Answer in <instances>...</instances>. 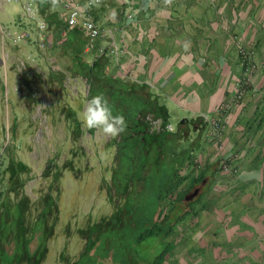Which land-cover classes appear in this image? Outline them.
<instances>
[{"label":"crops","instance_id":"1","mask_svg":"<svg viewBox=\"0 0 264 264\" xmlns=\"http://www.w3.org/2000/svg\"><path fill=\"white\" fill-rule=\"evenodd\" d=\"M36 1L40 18L48 24L42 33L46 41L43 49L39 47L41 38L35 24L22 22L20 4L9 3L0 12L3 24L13 32L26 28L32 32L27 41L9 39L7 43L8 61L0 65L1 100L19 109L31 110L37 104L47 111L54 108L51 100L42 105L37 95L58 97L54 102L60 107L55 108L69 112L80 133L82 116H78L76 108L83 111L88 100L98 94L107 97L114 112L124 115L127 130L115 138L106 137L97 129H91L89 134L103 138L107 144L131 138V133L139 137L141 145H135L138 152L130 147L127 153L133 152L134 156H128V162H122L124 157L117 153L113 163L129 168L141 165L135 171L126 168L131 177L128 181L120 176L124 186L135 183L142 191L143 181H160L153 219L167 196L165 185L176 181V188L179 187L181 175L187 179L193 175L190 182L195 183L204 176L203 191L215 182L217 187L222 177L234 175L239 180L242 171L255 172V178L239 182L252 189L255 195L251 193L250 198L262 206L264 76L255 73L253 94L248 93L241 102L236 100L243 71L230 34L242 25L240 10L220 6L221 0H102L92 9V15L103 26L104 34L91 40L80 27L68 25L62 5ZM130 13L133 19L128 18ZM245 20L252 22L254 16ZM252 36L258 38V32ZM247 45L256 48L257 59L264 63V42ZM1 57L5 63L4 52ZM151 118L154 124L150 123ZM169 126L175 131L169 132ZM12 154L0 173L2 179L10 180L0 184V264H47L53 257L57 264H92L83 261L77 248L79 237L87 249L91 247L89 252L95 255L97 264H115L110 252L99 258V245L90 246L95 226L89 220L83 227L81 205H74L72 198L73 189L80 184L50 183L51 196L48 193L46 197L45 183L22 182L30 170L27 171L23 158ZM226 160L239 167L237 173L221 172ZM152 169L155 171L149 177L146 174ZM135 176L141 179L140 183H136ZM156 181L144 190L156 191ZM178 206L181 211V203L176 201L174 207ZM67 208H73L67 213L68 218ZM256 215L247 214L248 219L244 218L257 232H250V249L259 244L254 236L264 233V215ZM61 226L63 232L58 230ZM83 232L85 235L81 236ZM55 239L59 242L53 247ZM63 246L68 247L66 251ZM154 248L151 245L150 249ZM67 252L73 253L74 258L63 262L61 255Z\"/></svg>","mask_w":264,"mask_h":264},{"label":"rangeland","instance_id":"2","mask_svg":"<svg viewBox=\"0 0 264 264\" xmlns=\"http://www.w3.org/2000/svg\"><path fill=\"white\" fill-rule=\"evenodd\" d=\"M221 1L223 2L220 6L236 7L241 12V27L244 26V29L239 27L237 31L231 32L230 41L234 46L238 39L245 44L264 42V0ZM249 16H254V21L247 22L245 19ZM257 32L258 38L257 36L253 38L252 34L256 35ZM7 43L5 42L1 48L0 42L2 66L8 61ZM2 49L7 56L5 63L1 60ZM236 52L240 56L237 46ZM257 58L259 57L255 48V61L259 64V69L251 74L253 80L246 84L250 94H253L255 73L264 76V63L261 64ZM245 70L246 65L242 64V71ZM48 97L37 95V98L42 100V105L43 102L51 100V106L54 108L46 111L37 104H34L31 110L16 108L13 103L7 105L5 100H1L3 95H0V173L9 155L17 153L16 157L23 158L27 171L30 170L22 182L42 185L45 183L46 197L50 183L63 186L80 184L73 189V203L81 205L80 218L83 227L87 226L89 220L92 226H95L96 233L90 246H93V243L99 245L97 257L100 258L101 255L110 252L114 256L115 264H148L149 261L155 264L161 260H163L161 264H264V233L254 236V240L256 238L259 244L250 249L249 242L252 236L250 232H257L250 228V221L244 219H248L247 214L252 217L256 214L264 215V201L262 206L254 204L250 198L252 189L249 190L248 186L239 182L240 176L239 180L234 175L222 177L223 181L218 182L217 187L216 182L212 183L208 190L201 191L194 200L191 199L192 202L190 200L191 204L188 206L184 194L188 190L187 187L191 188L196 181L190 182L193 175H189L188 179L181 175L179 187L176 188V181L165 185L167 196L161 202L157 218L153 219L157 212L156 195L160 189V181L156 179L143 181L142 191L136 188L135 183L124 186L120 176L129 181L131 176L127 174V169L135 171L141 165L139 167V164H134L129 168L113 163L117 153L118 156L124 157L121 159L122 162H128V156L134 154L127 151L130 147L136 145L138 148L141 145L139 137L131 133V138L110 141L107 144L103 138L89 134L91 129L83 123L84 109L80 111L76 108L78 116H82L80 119L82 129L79 133L80 128L77 122L70 118L71 114L55 108L58 103L54 102V99L59 98ZM154 122L155 120L151 118L150 123ZM142 142L145 143L143 137ZM136 147L133 151L138 152ZM144 149L142 146L143 151ZM238 168L237 166L236 169ZM237 170L221 172L234 174ZM154 171L152 169L146 175L151 177ZM133 178L136 183H140L141 179L138 176ZM9 181L8 178L0 177V184ZM151 181L158 184L156 191L144 190L151 185ZM49 194L51 196V193ZM176 201L181 203V211L179 206L174 207ZM70 210L73 212V208L66 209V218ZM31 212L33 216L36 215V206ZM186 212L188 213L184 214ZM179 215L184 217L177 221L171 233L165 236L160 227L177 219ZM161 219L164 220L159 223ZM39 222L42 223V220ZM35 226H38L37 222ZM33 227L32 225L31 229ZM60 228L56 227L63 232L64 228L62 226ZM84 235L83 232L81 236ZM58 242L59 240L55 239L56 245L53 247H56ZM77 243V248H80L83 254V261L97 264L95 255L89 252L91 247L87 249L84 245V239L77 238ZM151 245L155 247L153 250L150 249ZM203 247L207 250H202ZM73 256V253L67 252L61 255V259L68 262L69 259L73 260ZM55 257L58 258L56 255ZM79 258L82 259L80 255ZM124 259L126 262L123 263ZM52 260L47 264H57L54 257Z\"/></svg>","mask_w":264,"mask_h":264},{"label":"built area","instance_id":"3","mask_svg":"<svg viewBox=\"0 0 264 264\" xmlns=\"http://www.w3.org/2000/svg\"><path fill=\"white\" fill-rule=\"evenodd\" d=\"M51 4L62 5L66 11L67 23L71 27H80L84 34L91 40H95L104 34V28L99 21L95 20L92 15V9L99 6L102 0H48ZM9 3H18L22 9V22L25 24L34 23L36 31L40 35V49L46 47V41L42 33L47 30V22L40 18V11L36 0H0V12L4 10V6ZM133 14H128L129 19H133ZM32 37V32L29 28H26L20 32H13L7 26H5L0 18V42L1 48H3L5 42L9 39L14 42L27 41ZM236 46L240 58H242V64L246 65V70L243 72V78L240 82V89L236 96L237 101H243L249 93L246 84L251 81V74L259 69V64L255 61V48L251 45H247L241 42V39L237 40ZM117 47H114V50ZM4 52L2 49L1 53ZM247 75V76H245ZM223 171H236V167L233 162L226 160L221 164Z\"/></svg>","mask_w":264,"mask_h":264},{"label":"clouds","instance_id":"4","mask_svg":"<svg viewBox=\"0 0 264 264\" xmlns=\"http://www.w3.org/2000/svg\"><path fill=\"white\" fill-rule=\"evenodd\" d=\"M83 123L89 129H97L110 138L125 133L128 127L124 115L115 113L110 101L103 94H98L88 100L84 107ZM167 130L169 132L175 131L172 126H169ZM255 176V172L242 171L240 173L242 180L252 179Z\"/></svg>","mask_w":264,"mask_h":264},{"label":"trees","instance_id":"5","mask_svg":"<svg viewBox=\"0 0 264 264\" xmlns=\"http://www.w3.org/2000/svg\"><path fill=\"white\" fill-rule=\"evenodd\" d=\"M203 178H204V176H200V180L202 181L203 180ZM186 196V195H185ZM185 199V198H184ZM192 200H194V199H192ZM192 200H191V202H192ZM191 202H190V200L188 201L187 200V205L189 206L190 204H191ZM188 210H190V209H188ZM188 212H186V213H184V214H187ZM190 213V212H189ZM169 217V216H168ZM184 216H182V215H179V217L176 219V220H172L171 222L169 221V222H167V223H164V225H166V227L163 225L162 227H160V229L164 232V235L165 236H167V235H169L170 233H171V231H172V227H173V225L175 224V223H177V221H179L180 219H182ZM164 219H166V217L164 218ZM164 219H161L160 221H159V223H162L163 221L162 220H164ZM159 229V228H158ZM163 262V260H161V262H156L155 264H161Z\"/></svg>","mask_w":264,"mask_h":264},{"label":"flooded vegetation","instance_id":"6","mask_svg":"<svg viewBox=\"0 0 264 264\" xmlns=\"http://www.w3.org/2000/svg\"><path fill=\"white\" fill-rule=\"evenodd\" d=\"M204 182H205V180L203 179L200 183H194L193 185H192V187L190 188V189H188L187 190V192L184 194V197H186L187 195H189L191 192H193L196 188H199V192H198V194L200 193V191H201V188H202V186H203V184H204ZM198 194L196 195V196H198ZM186 195V196H185ZM196 196H194V198L196 197ZM193 198V199H194Z\"/></svg>","mask_w":264,"mask_h":264},{"label":"water","instance_id":"7","mask_svg":"<svg viewBox=\"0 0 264 264\" xmlns=\"http://www.w3.org/2000/svg\"><path fill=\"white\" fill-rule=\"evenodd\" d=\"M199 192V188H196L193 192H191L189 195H187L185 198L186 200H191L196 196Z\"/></svg>","mask_w":264,"mask_h":264}]
</instances>
